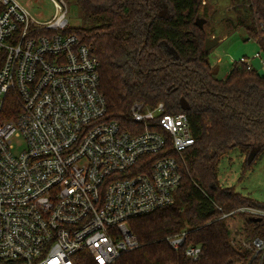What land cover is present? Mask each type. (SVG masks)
I'll return each mask as SVG.
<instances>
[{
    "label": "built area",
    "instance_id": "1",
    "mask_svg": "<svg viewBox=\"0 0 264 264\" xmlns=\"http://www.w3.org/2000/svg\"><path fill=\"white\" fill-rule=\"evenodd\" d=\"M49 1L40 22L0 0V264H111L140 247L130 220L174 203L194 138L162 103H134L129 129L109 119L91 46L69 32L66 0ZM232 244L264 258V238Z\"/></svg>",
    "mask_w": 264,
    "mask_h": 264
},
{
    "label": "trees",
    "instance_id": "2",
    "mask_svg": "<svg viewBox=\"0 0 264 264\" xmlns=\"http://www.w3.org/2000/svg\"><path fill=\"white\" fill-rule=\"evenodd\" d=\"M68 1L81 21L69 32L90 45L98 60L109 119L129 129L134 103H162L167 114L184 112L181 99L189 106L194 145L183 154L174 203L130 220L140 247L111 264H259L232 244L228 222L240 218L247 242L264 238V219L241 212L264 211V203L222 187L218 165L234 149L245 159L251 156L244 171L264 155V75L240 60L216 78L204 45L217 37L206 30V13L218 0ZM230 1L231 15L223 21L227 32L241 29L264 55V0ZM201 19L205 24L199 27ZM180 233H186L185 241L173 250L166 238ZM188 247L201 248L197 261L186 258Z\"/></svg>",
    "mask_w": 264,
    "mask_h": 264
},
{
    "label": "rangeland",
    "instance_id": "3",
    "mask_svg": "<svg viewBox=\"0 0 264 264\" xmlns=\"http://www.w3.org/2000/svg\"><path fill=\"white\" fill-rule=\"evenodd\" d=\"M14 1L40 22L49 21L55 14L49 0ZM66 3L68 26H79L81 21L77 7L68 0ZM231 5L230 0H218L217 4L208 6L206 13L208 20L206 30L207 32L214 30L217 37L214 36L213 39H218L216 46L209 51V62L216 69V78L224 77L230 65L240 60H246L256 72L264 75V55L257 43L252 40L246 41L241 29L229 33L225 28L223 21L225 17L231 15ZM204 24L205 22L202 26ZM258 53L260 58H254ZM250 159L251 156L245 159L237 149L230 151L219 162L218 179L222 187L231 188L236 193L264 203V155L244 171L243 164ZM228 226L235 241L239 237L242 238V223L239 217L229 220Z\"/></svg>",
    "mask_w": 264,
    "mask_h": 264
},
{
    "label": "water",
    "instance_id": "4",
    "mask_svg": "<svg viewBox=\"0 0 264 264\" xmlns=\"http://www.w3.org/2000/svg\"><path fill=\"white\" fill-rule=\"evenodd\" d=\"M196 22H197V25L199 27H202V24L204 23V20L201 19V20H197ZM217 42H218L217 38L213 39L212 41L206 40L205 41V45H204V50L207 51V52L210 51L211 49H213L216 46ZM180 108L184 112L189 110V106H188V104L186 103V101L184 99L180 100Z\"/></svg>",
    "mask_w": 264,
    "mask_h": 264
},
{
    "label": "crops",
    "instance_id": "5",
    "mask_svg": "<svg viewBox=\"0 0 264 264\" xmlns=\"http://www.w3.org/2000/svg\"><path fill=\"white\" fill-rule=\"evenodd\" d=\"M258 54H260V53H258Z\"/></svg>",
    "mask_w": 264,
    "mask_h": 264
}]
</instances>
